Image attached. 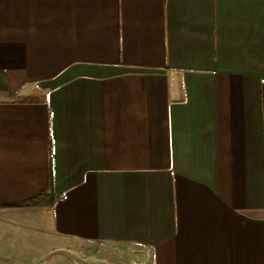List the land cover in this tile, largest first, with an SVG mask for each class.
I'll list each match as a JSON object with an SVG mask.
<instances>
[{"label": "crops", "instance_id": "1", "mask_svg": "<svg viewBox=\"0 0 264 264\" xmlns=\"http://www.w3.org/2000/svg\"><path fill=\"white\" fill-rule=\"evenodd\" d=\"M0 264H264V0H0Z\"/></svg>", "mask_w": 264, "mask_h": 264}, {"label": "trees", "instance_id": "2", "mask_svg": "<svg viewBox=\"0 0 264 264\" xmlns=\"http://www.w3.org/2000/svg\"><path fill=\"white\" fill-rule=\"evenodd\" d=\"M51 193H47V192H43L35 197H32L30 199H27L23 202H21L19 205L20 206H35V205H39V204H43V205H51L53 202V196L50 195ZM47 198V201L43 202L42 199Z\"/></svg>", "mask_w": 264, "mask_h": 264}, {"label": "rangeland", "instance_id": "3", "mask_svg": "<svg viewBox=\"0 0 264 264\" xmlns=\"http://www.w3.org/2000/svg\"><path fill=\"white\" fill-rule=\"evenodd\" d=\"M110 260H112V259H110Z\"/></svg>", "mask_w": 264, "mask_h": 264}]
</instances>
